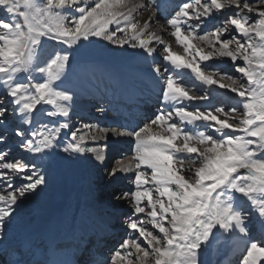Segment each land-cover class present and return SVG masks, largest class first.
<instances>
[{
	"label": "snow or ice",
	"instance_id": "obj_1",
	"mask_svg": "<svg viewBox=\"0 0 264 264\" xmlns=\"http://www.w3.org/2000/svg\"><path fill=\"white\" fill-rule=\"evenodd\" d=\"M144 12L151 15L141 22ZM157 14L180 51L150 30ZM94 39L161 58L153 71L164 107L142 125L67 122L74 96L62 84L75 53ZM225 63L239 75L220 71ZM170 69L178 75H162ZM189 76L195 83L182 82ZM228 93L233 106L213 103ZM197 101L208 103H186ZM109 133L135 142L108 170L109 183L132 173L133 190L114 194L130 206L132 235L92 264H204L219 242L243 244L240 264H262L264 0H0V238L48 187L37 158L60 148L103 164L105 149L90 144Z\"/></svg>",
	"mask_w": 264,
	"mask_h": 264
},
{
	"label": "bare ground",
	"instance_id": "obj_2",
	"mask_svg": "<svg viewBox=\"0 0 264 264\" xmlns=\"http://www.w3.org/2000/svg\"><path fill=\"white\" fill-rule=\"evenodd\" d=\"M149 15L151 13L144 12L138 15L137 19L143 22ZM156 20L157 23L150 25V30L156 31L157 35L172 42L173 49L180 51L168 32L159 30L160 25L163 24V17L157 14ZM85 47L102 59L81 60L69 66L62 84V87L74 96L73 101L68 105L69 116L66 118L68 123L70 116L75 115L80 118V121L92 120V123H95L91 124L94 128L130 129L127 121L133 114L138 115L142 112L144 116L141 115L143 118L136 122L134 126L136 128L152 116L158 107H162V100L159 98L162 81L153 71L155 66L161 64V58L158 55L147 57L146 54H138V50L116 48L105 41L95 39L91 44H85ZM156 47L159 51L163 46L156 45ZM171 72L175 73L170 69V72L162 71V75L167 76ZM157 99L160 101L157 102ZM153 101L154 103H151ZM95 106L103 109V111L98 109L101 114L99 119L96 118L97 121L90 115L91 108ZM115 108L118 110L112 114ZM120 109L124 112L122 113ZM82 113H88V117H84ZM102 114H106L105 119ZM110 120L112 122H109ZM122 121L124 124H121ZM74 123L69 125L79 128V123L76 125ZM64 143H68L67 138L64 139ZM134 143L131 137H115L109 133L106 139L98 140L96 144H90V146L105 149L106 159L121 153V158H125L126 161L133 152ZM14 145L9 146L13 148ZM118 160L112 162V167ZM35 163L42 166V169H47L48 187L39 194H33L34 198H30L34 199L31 200L33 202L26 200L22 204L11 227L2 234L0 263L11 264L13 257L17 255L10 253L8 249L14 250L15 246L21 248L19 252L22 255L33 254L43 248L45 239L78 236L83 240L89 237V241L93 242L96 240V235L103 233L106 235L104 237L106 249L103 255L108 256L124 236L129 234L125 230L128 219L125 212L130 210V206L125 201L120 204L100 202L99 198L106 199L113 195L111 186L117 184L125 183L133 189L134 185L130 179L132 173L120 176L116 181L109 183L108 177L99 178V175H95V171L103 168L104 163L97 162L91 155L76 156L72 153H64L60 148L55 150V154L46 156L43 160L37 158ZM108 163L111 164V162ZM116 190L122 191L119 188ZM118 192L116 194H119ZM125 208L128 209L125 210ZM121 210L125 211H122L121 218H118V222L112 227L113 218L117 219L116 214L121 213ZM111 229L117 234L111 235ZM253 234L259 237L258 226ZM243 247V244L232 245L228 253L232 259L231 263L234 262L235 257V259L239 258ZM223 263L226 264L224 260L220 264Z\"/></svg>",
	"mask_w": 264,
	"mask_h": 264
},
{
	"label": "rangeland",
	"instance_id": "obj_3",
	"mask_svg": "<svg viewBox=\"0 0 264 264\" xmlns=\"http://www.w3.org/2000/svg\"><path fill=\"white\" fill-rule=\"evenodd\" d=\"M99 58L100 59H102L101 57H99L98 55H96L95 53H92V51L90 50V49H88L87 47H82V48H80L79 49V51H77L76 53H75V55H74V58L71 60V62H70V66L71 65H74V64H76V63H79V61H81V60H87V61H94V60H99ZM238 63H240V61H238ZM220 67V71H222V72H228L230 75H232V76H238L239 74H237V73H235L232 69H231V66H230V63H225V64H222V65H220L219 66ZM170 74H173V75H177V73H170ZM183 83H186V84H193V83H195L192 79H191V77L189 78V77H186L183 81H182ZM201 85H199V84H196V91H197V94H199V92H200V90H201ZM232 95H234V94H232V93H228V95L227 96H220V97H217L216 98V100L215 101H213V103H223L226 107H231V106H233V102L228 98L229 96H232ZM88 98H90V97H88ZM88 98H86V99H88ZM161 100V99H160ZM159 99H157V102H159L160 101ZM156 101V100H155ZM145 103H147V102H145ZM151 103H154V101L153 102H151ZM205 103H208L207 101H197V102H188V106L189 107H195V106H197V105H199V106H204L205 105ZM92 106H94V105H92ZM91 106V107H92ZM99 106V105H98ZM164 105L162 104V107H163ZM144 108V107H143ZM151 108V107H150ZM153 108V107H152ZM99 108L98 107H93V108H91V112H90V115L91 116H94L95 117V119L94 120H96V118L97 119H99L100 118V114L101 113H99L98 110ZM146 109V108H145ZM154 109V108H153ZM97 110V111H96ZM82 115L84 116V117H88V113L86 114V113H82ZM102 116L104 117V119L106 118V114H102ZM103 117H101V119L103 118ZM73 118V120H71ZM75 118V119H74ZM81 118H82V116H81ZM68 121H69V123H73V122H75L74 123V125H76V124H78L79 123V128H82L83 127V125L85 124V123H88V124H95V123H92L93 121L91 120V121H89V120H87V121H85V120H83V121H80V118L79 117H77V116H75V115H71L70 116V119H68ZM71 121V122H70ZM97 121V120H96ZM109 122H112L111 120L109 121ZM98 124V123H97ZM96 124V125H97ZM10 144H12V145H14L15 144V142H14V139H13V141L10 143ZM115 146V145H114ZM113 149H114V147H113ZM12 150H13V155H16V156H19V155H21V152H20V150L17 148V145H14V147L12 148ZM120 155V156H119ZM119 156V157H118ZM121 153H116L115 155H113L112 156V158H110V157H108L107 159H105L106 160V162L104 163V165H103V168H99V169H97L96 171H95V175H99V178H104V177H108V170H109V168H111L112 167V162L113 161H115V160H117V159H120L121 158ZM108 162H111V164H109ZM101 174V175H100ZM101 183V182H100ZM98 184V187H100V184L99 183H97ZM98 187H95V188H98ZM103 187V186H102ZM120 189V190H122V191H119V190H116V189ZM111 190H112V192H114V194H116L118 191V193H122V192H127V191H131V190H133V189H130V185H128V186H126V184L125 183H123V184H117V185H115V186H111ZM114 194L113 195H110V196H108V198H106V199H104V198H99L100 200V202H111L112 204H115V202L116 203H118V204H120V203H124V201H122V200H116L115 198H114ZM30 198H34L33 196L32 197H30ZM27 199V201L28 202H33V201H31V200H34V199ZM128 208H125V210H127ZM124 210V211H125ZM122 211L123 210H121V213L119 212V213H117L116 214V216H118L117 217V219H114L113 218V221H112V224H113V226H115V224L118 222V220L121 218V216H122ZM123 211V212H124ZM130 212V210L129 211H127V212H125V214L127 215V217H128V213ZM119 218V219H118ZM148 227L150 228L151 226L150 225H148ZM126 230V229H125ZM124 232H126V231H124ZM126 233H128V232H126ZM130 235H132L131 233H129ZM129 234L128 235H126V236H129ZM125 235V234H124ZM123 235V236H124ZM126 236H124V238L126 237ZM231 247H232V244H225V243H222V242H219V243H216L215 245H213L209 250H208V252L202 257V260L204 261V264H220L223 260H224V262L226 263V264H240V256L242 255V253H243V251L239 254V258L238 259H235L234 258V262L233 263H231L230 261H232V259H231V257H229V255H228V253L230 252V249H231ZM225 257V259H223ZM227 261H229V262H227ZM224 264V263H223ZM262 264H264V262H262Z\"/></svg>",
	"mask_w": 264,
	"mask_h": 264
}]
</instances>
